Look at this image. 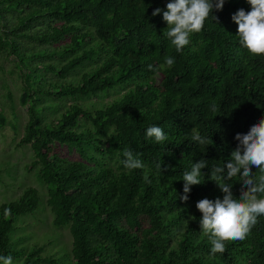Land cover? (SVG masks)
<instances>
[{"label":"trees","instance_id":"1","mask_svg":"<svg viewBox=\"0 0 264 264\" xmlns=\"http://www.w3.org/2000/svg\"><path fill=\"white\" fill-rule=\"evenodd\" d=\"M169 2L0 0V51L16 59L25 83L22 101L29 103L19 144L34 151L54 225L70 228L75 264H264V215L244 240L227 241L225 251L213 255L196 207L204 198L223 199L209 179L211 168L223 167L239 145L236 135L264 118V55L240 44L232 19L251 5L225 0L177 52L163 34V11L153 15ZM166 57H174L172 66ZM86 65L78 79L64 81ZM128 85L109 104L91 108L75 101L56 120L46 121L37 104L45 96L89 97ZM83 121L92 127L79 129ZM5 124L0 114V126ZM154 125L167 140L146 137ZM194 130L208 143L193 141ZM61 145L75 147L84 159L62 156ZM126 148L143 169L124 167ZM107 155H117L118 164L106 162ZM200 160L208 166L202 184L192 186L185 202L183 174ZM253 172L260 174L255 167ZM240 179L226 181L235 198ZM39 204V190L28 187L0 205V256L62 264L44 257L41 246L27 252L10 244L15 219ZM5 209H11L7 218Z\"/></svg>","mask_w":264,"mask_h":264},{"label":"clouds","instance_id":"2","mask_svg":"<svg viewBox=\"0 0 264 264\" xmlns=\"http://www.w3.org/2000/svg\"><path fill=\"white\" fill-rule=\"evenodd\" d=\"M251 5L250 11L239 9L232 19L238 25L240 44L252 55H264V0H247ZM225 0H170L167 10L155 9L153 15L163 11V20L167 23L163 34L175 46L177 52L183 50L190 43V35L200 32L204 22L214 9L222 10ZM174 57H166L165 63L172 66ZM152 70V65H149ZM215 111V105L211 106ZM146 137L154 138L157 143L167 140L163 129L159 126H150L146 130ZM191 139L200 145L208 143V138L202 137L198 131H193ZM239 145L232 151L231 157L223 167L211 168L209 179L214 181L224 193L223 199L215 200L204 198L197 202L196 207L202 213L199 221L202 231L211 242V254L223 253L225 242L242 241L257 223L258 217L264 215V118L251 126L246 134H237L235 137ZM126 159L123 161L126 169H143V162L134 156L133 152L125 149ZM158 167H160L158 165ZM207 166L206 160H200L192 165L190 171L183 174L184 195H187L193 185H200L202 170ZM253 167L259 170L254 176ZM240 176L241 195L235 198L233 185L226 182L233 177ZM145 179L148 177L145 175ZM7 218L11 209H5ZM0 264H14L13 257L0 256Z\"/></svg>","mask_w":264,"mask_h":264},{"label":"rangeland","instance_id":"3","mask_svg":"<svg viewBox=\"0 0 264 264\" xmlns=\"http://www.w3.org/2000/svg\"><path fill=\"white\" fill-rule=\"evenodd\" d=\"M9 19L15 21L13 17ZM90 66L79 68L64 81L78 79ZM24 86L16 59L7 56L6 51H0V114L6 117V124L0 126V205L18 199L28 187H35L40 192V204L36 211L15 219V230L11 233L10 244L14 248H24L27 252L35 246H41L44 257H52L62 264H75L70 228L54 225V214L47 203L48 187L39 178L40 166L34 163V151L30 144H19L29 121V103L22 101ZM131 86L118 87L107 93L89 97L45 96L39 98L37 104L43 108L44 119L51 121L56 120L60 113L75 101L91 108L101 107L123 95ZM85 127L92 125L89 121H83L79 129ZM58 150L64 157L84 159L75 147L61 145ZM104 160L111 165L118 164L117 155H107ZM13 261L14 264H25V256L22 255Z\"/></svg>","mask_w":264,"mask_h":264}]
</instances>
